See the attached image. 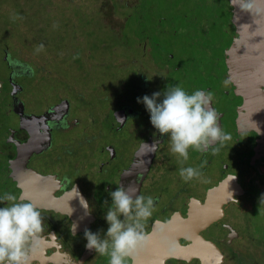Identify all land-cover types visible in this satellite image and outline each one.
<instances>
[{"label": "flooded vegetation", "instance_id": "af4514ba", "mask_svg": "<svg viewBox=\"0 0 264 264\" xmlns=\"http://www.w3.org/2000/svg\"><path fill=\"white\" fill-rule=\"evenodd\" d=\"M228 2L232 35L221 54L224 80L228 82L225 94L239 100L230 102L221 94L228 103L216 106L220 96L214 89L206 85L200 88L211 93L210 106L220 114L218 123L231 138L203 152L189 148V152L198 153L196 160L182 161L171 152L167 134L156 132L144 106L123 105L111 116H101L115 130L109 139L104 132L107 128H100V122L94 131L88 130V135H68L76 127L75 120L71 119L75 123L71 127L66 120L70 117V101L60 98L55 105H45V96H32V90L29 95L31 86L23 80L34 76V70L29 62L4 49L11 92L3 96L6 110L0 108V124L4 122L0 127V194L11 192L31 200L44 217L42 239L39 247L29 253L28 264H107L106 256L85 248L83 232L85 228L94 232L107 228L103 204L110 197L105 189L114 190L121 184L134 188L135 194L154 199L153 214L144 228L149 242L130 264H259L254 257L249 259L237 251L234 242L262 238L260 243H264V226L257 233L251 218L264 217V203L259 199L264 194V125L259 122L264 119L245 114L248 103L240 93L243 85L236 82L237 68L230 69L228 61L231 47L245 49L249 44L253 35L242 33H250L251 19L261 15L247 11L238 14L233 0ZM258 23L264 25L263 21ZM137 72L143 76L140 69ZM148 76L154 77L152 73ZM92 79L94 76L85 80L91 85L90 89L84 88V96L75 98L74 113L90 116L95 113L93 104H109L106 93L102 96L92 92V86H101L94 85ZM143 80L147 81H139ZM218 88L223 90L220 85ZM61 105L66 109L62 110ZM66 114L69 117L64 118ZM29 130L35 133L31 135ZM58 133L63 136L59 138ZM154 138L161 142L153 150L148 144ZM86 140H90L88 146ZM213 148L218 151L213 152ZM187 166L199 168L201 175L184 181L179 169ZM73 224L77 225L75 235ZM177 246L183 255L173 254ZM257 254H264V250L257 248ZM263 257L260 264H264Z\"/></svg>", "mask_w": 264, "mask_h": 264}, {"label": "rangeland", "instance_id": "374dc122", "mask_svg": "<svg viewBox=\"0 0 264 264\" xmlns=\"http://www.w3.org/2000/svg\"><path fill=\"white\" fill-rule=\"evenodd\" d=\"M228 1L0 0V108L6 110L3 96L11 92L10 71L2 53L5 48L34 70V76L23 80L31 86L29 95L45 96V105H55L60 98L70 101V117L66 114L64 118L69 117V127L74 122L76 127L68 135H88L100 122L109 139L115 130L102 117L111 116L123 105L143 107L136 98L152 93L154 86L162 92L177 84L191 93L206 85L217 96L228 98L221 56L232 35ZM150 73L154 77L148 76ZM92 76L93 84L101 85L96 89L92 86V92L106 93L109 104H93L95 113L90 116L74 113L75 98L84 96V88L90 89L91 83L85 80ZM145 78L147 81H139ZM228 100L237 103L239 97L232 95ZM226 102L223 96L215 101L216 106ZM65 105H61L62 110ZM58 135L61 138L62 134ZM89 142L84 143L88 146ZM189 159H199L198 153L189 152ZM251 218L254 231L261 233L264 217ZM261 239L235 240L234 246L260 264L264 256L257 254V248L264 250Z\"/></svg>", "mask_w": 264, "mask_h": 264}, {"label": "clouds", "instance_id": "9594fccd", "mask_svg": "<svg viewBox=\"0 0 264 264\" xmlns=\"http://www.w3.org/2000/svg\"><path fill=\"white\" fill-rule=\"evenodd\" d=\"M261 4L264 0H239L235 5L253 15L264 11ZM136 99L137 103L144 105L156 132L160 136L167 134L171 152L182 161L189 159V148L203 152L210 145L222 144L231 138L218 123L220 114L210 106L211 93L204 89L189 93L175 84L166 86L162 92L154 91ZM160 142L154 138L148 145L154 150ZM212 150L218 151L217 148ZM179 175L184 181H189L201 173L199 168L187 166L179 169ZM105 191L110 197V201L106 200L103 204V219L107 228L95 232L85 228L84 246L100 256H106L107 264H130L131 259L149 242L144 228L153 214L154 199L135 194L134 188L122 184L114 190ZM259 199L260 203H264V194ZM0 205V264H28L29 253L39 247L44 231L41 210L31 200L21 199L11 192L0 194ZM76 227L73 224V235L76 234Z\"/></svg>", "mask_w": 264, "mask_h": 264}, {"label": "water", "instance_id": "95a60500", "mask_svg": "<svg viewBox=\"0 0 264 264\" xmlns=\"http://www.w3.org/2000/svg\"><path fill=\"white\" fill-rule=\"evenodd\" d=\"M239 0L234 2L235 6ZM245 13L244 10H241L238 5H236V13L242 14ZM261 15V16H260ZM264 11L256 13V16L262 17ZM251 19L250 33H244L246 35H253L252 39L249 41V44L245 45L244 48L231 47L230 60L228 61V67L231 69L232 66L237 68V77L235 78L236 82L241 86V94L246 100L247 107L246 113L249 112L254 115L256 118L264 119V25L263 23H258L264 19ZM240 23V21H238ZM252 22H254L252 24ZM256 22V24H255ZM262 25V26H259ZM244 38V36H243ZM248 41V40H247ZM244 43V41H243ZM238 93V94H240ZM262 115V116H261ZM258 121V120H257ZM261 126L264 125V122H259ZM173 254L176 256L183 255V251L178 246L173 248ZM220 260L222 256L220 255Z\"/></svg>", "mask_w": 264, "mask_h": 264}]
</instances>
